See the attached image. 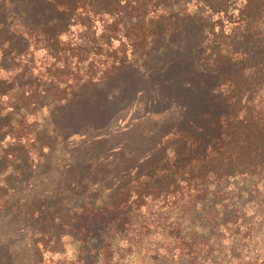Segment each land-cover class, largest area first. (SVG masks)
<instances>
[{"label": "trees", "instance_id": "obj_1", "mask_svg": "<svg viewBox=\"0 0 264 264\" xmlns=\"http://www.w3.org/2000/svg\"><path fill=\"white\" fill-rule=\"evenodd\" d=\"M7 1L0 216L21 212L11 181L45 161L66 112L118 92L125 73L182 67L195 104L174 133L183 143L158 149L107 199L66 205L47 223L39 206L26 209L46 224L36 264H264V0Z\"/></svg>", "mask_w": 264, "mask_h": 264}, {"label": "rangeland", "instance_id": "obj_2", "mask_svg": "<svg viewBox=\"0 0 264 264\" xmlns=\"http://www.w3.org/2000/svg\"><path fill=\"white\" fill-rule=\"evenodd\" d=\"M36 1L12 0L5 6L13 2L31 10ZM180 70L177 67L167 78L125 73L118 92L108 88L66 112L62 137L55 138L45 161L20 180L11 181L15 188L12 205L22 209L2 211L0 264H36V238L47 215L82 199H107L150 158L157 157L158 149L170 146L174 139L183 143L174 133L188 124L185 111L190 113L195 104L179 85L186 76ZM33 205L46 214L45 223L31 221L26 209Z\"/></svg>", "mask_w": 264, "mask_h": 264}]
</instances>
